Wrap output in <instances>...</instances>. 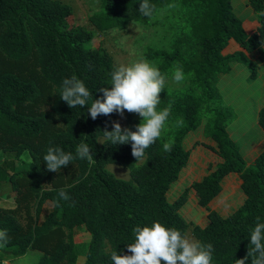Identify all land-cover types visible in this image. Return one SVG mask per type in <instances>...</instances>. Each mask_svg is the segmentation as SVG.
<instances>
[{"label":"trees","instance_id":"trees-1","mask_svg":"<svg viewBox=\"0 0 264 264\" xmlns=\"http://www.w3.org/2000/svg\"><path fill=\"white\" fill-rule=\"evenodd\" d=\"M99 3L88 16L98 31L122 29L131 21L147 23L168 5H176V32L168 48H148L145 56L157 62L165 78L182 67L184 79L178 88L162 91L157 111L170 107V115L161 138L136 161L131 142L114 146L103 135L105 127L112 130L116 113L93 120L88 114L91 99L88 107L69 108L59 97L63 79L76 75L92 98H99L98 90L111 86V74L118 67L105 47L88 45L92 32L87 27L69 23L72 7L61 0H0V153H11L14 160L24 153L30 158L27 167L10 172L6 171L10 159L0 158V182H8L12 192V201L0 207V230L6 229L11 237L6 248H12L13 255L39 251L36 264H76L80 246L75 231L83 227L89 241L82 264H112L113 251L127 252L126 245L134 243L136 226L159 220L183 235L190 230L194 239L211 243L212 264H235L247 253L257 217L264 222V150L246 165L227 132L233 116L222 102L217 81L233 61L245 64L255 78L256 65L247 55L253 50L264 67V0H247L257 15L251 29L236 15L232 0H149L154 5L151 17L138 12L141 0ZM230 40L238 49L225 53ZM140 122L127 115L133 131ZM201 124L216 142L213 150L220 157L189 187L197 204L208 211L205 226L186 220L180 212L188 187L173 200L167 197L189 160L185 136ZM258 124L264 130V105ZM169 141H174L172 150L165 152L163 144ZM82 142L94 153L92 163L75 159L58 173L47 170L43 156L48 147L75 155ZM110 163L127 169L129 177L115 176L107 168ZM231 172L239 175L245 199L223 216L209 203ZM60 189L70 199L57 206Z\"/></svg>","mask_w":264,"mask_h":264},{"label":"clouds","instance_id":"clouds-1","mask_svg":"<svg viewBox=\"0 0 264 264\" xmlns=\"http://www.w3.org/2000/svg\"><path fill=\"white\" fill-rule=\"evenodd\" d=\"M169 8L176 5L170 4ZM154 5L149 0H141L138 12L144 17L153 15ZM175 82L184 79L182 67H177L173 74ZM166 85L165 75L152 62L139 59L127 65L121 64L111 74V86L102 87L99 98L93 99L92 93L83 80L76 75L62 81L60 99L66 102L69 108L77 106L88 107V114L93 120L98 116H108L118 113L121 117L125 111L137 114L141 122L135 125V131L122 127L118 121L112 122V130L105 127L103 135L112 145L128 144L131 142L132 155L136 161L145 156V150L161 138L165 122L170 115V107L157 111L161 93ZM58 118V117H57ZM174 141L165 142V152L172 150ZM75 159L94 161V153L87 143H80L75 155L65 152L60 147H48L43 160L48 171L60 172ZM70 197L63 190L58 191L57 206L61 200L67 201ZM134 243L126 245L127 252L113 251L112 264H212L214 246L200 240L189 239L175 227H167L159 220L150 225L136 226L133 229ZM11 241L6 229L0 230V249L6 248ZM249 246L246 255L235 259V264H264V222L257 217L254 228L250 230Z\"/></svg>","mask_w":264,"mask_h":264},{"label":"rangeland","instance_id":"rangeland-1","mask_svg":"<svg viewBox=\"0 0 264 264\" xmlns=\"http://www.w3.org/2000/svg\"><path fill=\"white\" fill-rule=\"evenodd\" d=\"M61 1L68 3L73 9L72 15L68 18L69 23L79 24L87 27L92 32V37L88 45L97 46L100 44L105 47V49L112 56L117 66H120L121 64L127 65L143 58L152 62L157 67V62L155 60L148 59L145 56V52L148 48L152 47L168 48L171 38L176 32L175 25L177 26V24L173 20L175 8L166 7L165 9L155 14V16L147 23L131 21L122 29L113 28L106 31H98L89 23L88 16L92 12H95L99 9V0ZM249 24L250 23L247 22L245 25L247 29H249ZM259 63H261V61ZM239 65H243L245 69L247 68L243 63ZM261 69L263 68L261 67ZM247 74L248 72H239L237 77L234 76L233 73H230L229 75H225L220 79L221 91L223 93H220V95L223 104L230 105L229 107L231 108L233 119L238 118L246 125L248 121L244 120L247 118L245 111L247 109L248 114L254 112V108L251 109V107L255 106V101L253 99L259 92L258 85H256L257 82H253L252 78L250 76H247ZM181 84V82H175L173 76H169L166 78L165 88H178L179 86H181ZM246 89L250 90L246 92ZM236 105L241 106L240 109L244 112V114L237 113L235 111V108L233 106ZM127 115H130L132 119L140 118L137 114L128 113L127 111H125L123 117L116 113L113 121H118L122 127H128ZM2 157L3 159L4 157H8V159H10L7 165L8 169L6 167L7 172L12 171L13 169L25 168L30 163L28 153H24L19 159L16 160L11 158L13 157V154L11 153H0V158ZM107 168L119 178L127 179L129 177L128 170L124 169L119 164L110 163L107 165ZM233 201L235 202L232 203L227 211L225 209H222L221 206L219 207L218 211L221 213V215L226 216L236 210L237 208H234L240 205L239 203L242 201V199H239L235 196ZM47 204L48 203L45 204L46 208L48 207ZM189 206H191V198L188 197L186 208ZM185 214H187V209H185ZM185 236H187L189 239H194V237L191 235L190 230ZM75 240L80 246L76 264H82L84 260L83 251L84 249L86 250L89 241L88 233L84 230L83 227H79L76 229ZM39 255L40 252H38L37 250H29L23 256L17 258L18 264H36Z\"/></svg>","mask_w":264,"mask_h":264},{"label":"crops","instance_id":"crops-1","mask_svg":"<svg viewBox=\"0 0 264 264\" xmlns=\"http://www.w3.org/2000/svg\"><path fill=\"white\" fill-rule=\"evenodd\" d=\"M232 5L236 15L243 21L244 26L247 22L250 23L249 29L256 26L257 15L247 3V0H232ZM237 49V44L233 40H230L224 52L232 53ZM258 53L259 52L257 50L247 53L248 57L256 65V76L255 78H252V81L257 82L256 85H258L259 88L258 94H256L253 99L255 101V106L251 107V109L254 108V112L248 114L246 109L245 112L247 118L244 120L248 121L247 125L238 118L233 119L227 125V132L231 139L238 144L246 165L252 164L255 158L262 150H264V130L258 124V112L264 105V67L261 63H259L260 60ZM239 64L242 63L236 61L231 62L230 70L226 73H220L218 75L217 87L221 94L223 93L221 91L220 79L223 76L233 73L234 76L238 77L239 72H248L247 76H249V69H245L243 65ZM261 67L263 69H261ZM249 90L250 89H246L245 91L248 92ZM226 105L230 106L228 104ZM233 107L237 113L244 114V112L240 109V105ZM183 145L185 149L190 151L189 160L181 170L178 179L171 184L167 197L169 200H173L188 187L189 196H187V200L188 197L191 198V206L186 208V200L180 208V212L186 220L200 226H205L208 223V211L204 207L197 204L195 192L193 188L189 187L193 182L199 181L207 175L211 166H214L220 161V157L213 150V148L216 147V142L212 138L205 135L203 124H201L197 129L187 133L183 141ZM241 183L242 181L237 173L231 172L227 174L221 181V191L209 203L210 209H214L219 212L218 210L221 206L222 209L227 211L232 203L235 202L233 201L235 196L242 199L239 203L242 205L245 195L242 191ZM10 201H12L10 184L6 181L0 182V207L4 204V202L9 203ZM238 207H235L234 209ZM185 209H187V214H185ZM24 254L13 255L12 248L0 249V264H18L17 258L23 256Z\"/></svg>","mask_w":264,"mask_h":264}]
</instances>
